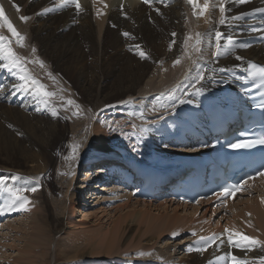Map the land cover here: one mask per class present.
Listing matches in <instances>:
<instances>
[{
    "label": "bare ground",
    "instance_id": "1",
    "mask_svg": "<svg viewBox=\"0 0 264 264\" xmlns=\"http://www.w3.org/2000/svg\"><path fill=\"white\" fill-rule=\"evenodd\" d=\"M2 1L6 10L5 15L14 27L25 30L22 32L20 29L22 34L19 31L25 37L26 46H24L35 48L36 52L29 53L30 47L27 51L25 47L19 48V45L15 47L20 50L13 49L18 55L22 53L28 61L39 58L44 64L49 65L48 68L42 69L38 67L37 63H34V67L28 63L26 67L31 76L35 79L39 78L38 81L46 86L47 91L54 92L55 86H63L65 80L62 79L61 73L65 71L73 77V81L80 89L79 95H83V99H80L78 94V99L73 96L80 104L69 105L66 111L70 120V129L76 135L72 137L75 140L69 142L68 146L63 145V136L60 132L64 126L52 114L54 107L51 100L54 101V99L37 94L30 83L20 81L19 75L23 73L19 69L9 72L5 68H0V74L5 75L4 84L0 89V171L5 175H8L10 171H16L20 180V178H24L25 170L19 168L27 163L32 174L31 186L36 185L35 193L43 197V202L40 197L39 200L28 199V210H25V214L19 217L22 222H18L17 225L15 224L16 226H11L12 223L9 225L10 238L17 237V241H14L17 244L12 245L16 254L10 258L11 262L16 264H51L55 261L56 256L54 238L57 234L67 240L61 242L59 247L64 245L65 248L71 249L67 260L84 259L86 255L97 256L96 258L106 255V257L104 256L105 262L102 261L99 264H123L126 263L122 259L124 255H118V252L128 248H123V244L127 243L128 237L131 235L137 234L139 237L149 238L148 241L145 240L147 242L154 241L153 244H144L135 250L139 252L143 247L153 248L158 240H161L159 236L167 234L175 237L174 233H177L184 241L186 240L185 246H179L180 249H183L182 257L171 258L167 261L163 256L162 248L164 246L162 248L156 246L153 250L138 253L137 258L140 261L137 260L139 262L143 259L148 260V257L152 255L157 257L155 264H209V261H212L213 264H232L231 256H236L239 259L255 261L256 264H259L260 258L264 257L262 246L259 245L256 248L253 246L236 247L235 244L239 238L235 236V233L242 234L241 230L236 229L239 228L242 221H245L257 233V237L263 239L264 242V204H262L264 180L250 190V195L241 194L232 205L227 207L226 216L223 213L221 216H224L222 219H227L230 216L231 222L228 224L226 222L223 225L221 218L216 219L215 223L209 219L212 215L206 219L208 210L203 209V206L200 209L199 205H183L171 200L158 203L139 201L127 193L122 194L125 197V200L121 198L123 202L119 201L120 204L113 205L115 202L113 200L121 196V193L115 191L102 193L97 200H94L92 188L86 176L88 172H84L80 179L77 174L84 159H86L84 164L88 165L96 158L103 155L108 156L111 153L119 158H125L131 163L143 162L151 166H160L163 163V158H168L175 152L161 144L162 141H165V135L175 130L173 121H182L185 125L203 121L198 105L201 93L217 98L224 97L226 91L229 90L234 98H238L240 94L232 87L229 75H233L234 71L243 67L246 60L256 59L264 62V45L240 47L235 43L239 36H243V33L237 30L238 23L243 22L242 14L244 11L250 10L251 7H255L256 3H240L235 0L229 2L230 5L226 12L222 14L219 10V0L218 2L209 0V9L206 15L196 18L193 16L192 10L183 5L180 0H176L173 6L158 3L145 5L139 3L138 0H124L121 7H119V0H106L108 9L104 13L99 12L103 9L99 11H96L97 7L92 9L88 0H83L80 3L83 11L78 12L75 9L60 13L53 10L44 12V9H51L49 4L52 0ZM203 2L204 0H200V4ZM17 6L19 10H17ZM35 8L43 10L35 15L33 13ZM29 11L34 14L33 17L30 16L32 21L21 20L20 17L26 16ZM222 15L227 17L226 23L223 25L219 23ZM185 17L192 23L194 22L193 30L197 29L206 35L212 45L211 49L205 48L204 59L200 61V69H197L203 74L202 80L199 79V76L184 77L185 72L192 65L187 58L189 53L187 49L185 50L187 55L179 57L181 50L191 43V34L189 33L190 36H188L185 32L189 26V22L184 21ZM235 17L241 18L234 19ZM28 24L30 31L27 30ZM111 24L115 26L111 28ZM217 31L226 33L220 43L223 46L227 45L230 49L219 57L214 55ZM123 33H129V35L125 36ZM96 34L98 37L95 36ZM30 38L32 39L31 43L29 42ZM229 38L232 41L231 45L228 44ZM34 43L35 45H33ZM137 45L140 47L137 48ZM107 48L110 52L106 51ZM141 50L149 51V56L141 58L139 55ZM237 57L243 59H237ZM178 58L180 62L174 63ZM0 63H6V61L0 60ZM72 69H74V74L70 73ZM189 72L191 73L190 70ZM35 73L38 77L33 75ZM146 76H148L146 89L138 93L159 92L166 88L169 89L168 86H173L176 89L175 99L177 94L183 98L172 102L168 100L167 96H165L166 98L162 96V100H158V104H162L160 109L154 108L155 105L151 102L152 105L149 106L153 111H157L153 115L150 114L151 121L144 119L148 122L138 121L137 123L131 120L130 126L125 124L124 132L126 134H120L122 140L118 139L119 136L117 139H112L111 134L118 132L107 121L101 123L99 120L102 116L95 119L90 130L86 128L88 117L87 121L80 117L81 111L87 116L83 105L90 109L89 116L99 107H106L102 112L115 111L118 103H123V100L133 97L137 85ZM155 80L159 82L157 85H155ZM21 83H24V89L17 90L14 85ZM182 86H184L183 89ZM195 88H200L202 91L196 92ZM181 90L182 92H180ZM166 92L168 91L166 90ZM53 97H56L58 102L64 103L69 99L63 93H57ZM181 100L184 102L181 103ZM99 113L102 115L101 112ZM116 118L117 116L114 120L117 124H121L123 120L127 119L125 116L118 120ZM118 126L119 129L123 128L119 124ZM145 129L147 130L145 131ZM115 143L117 146L114 145ZM75 144L79 145V151L71 156L69 152H72V146ZM87 144H90L89 150L91 151L85 152ZM66 147L70 148L69 152L60 158L57 166L52 167L56 151H63ZM43 183L48 188L50 198L44 193ZM59 188H62L59 193L61 192L63 199L54 197ZM107 194L110 196H105ZM79 197L82 199L80 200ZM77 198L81 203L77 202ZM105 199H108V205H112L110 210L105 209ZM4 201L5 197L0 196V207L4 206ZM169 206H173L172 215L166 216L165 213L160 212V208L167 209ZM155 209L159 211L158 215H154ZM17 211L0 212V218L4 219L14 213L18 214ZM22 211L24 212V210H20L21 213ZM72 211L75 212L72 213ZM69 213L70 215H68ZM220 213L221 211L218 213L213 211L214 216H218ZM104 217L107 222L101 223V219ZM54 218L56 224L52 225L51 219ZM110 218L111 221H109ZM92 219H94L93 223L98 222V224L93 225ZM25 220H27L26 223H24ZM213 225L215 227L212 228ZM188 229L202 230L201 234L207 236H200L193 230L189 235H186ZM226 229L228 232L225 231ZM213 234H216L217 239L209 242L205 247V241H202L200 237H210ZM229 234L234 237L232 244L228 242ZM6 239V235L3 236L2 240ZM194 240L195 244L189 246L188 243ZM240 243L247 244L246 241H240ZM133 244L128 246H133ZM2 247V243H0V249ZM189 248H192L193 251H189ZM198 248L204 250L196 251L195 249ZM141 253H145V255H141ZM47 255L53 257L47 258ZM220 256H225L226 259L216 260ZM85 264H89V261H86Z\"/></svg>",
    "mask_w": 264,
    "mask_h": 264
},
{
    "label": "rangeland",
    "instance_id": "2",
    "mask_svg": "<svg viewBox=\"0 0 264 264\" xmlns=\"http://www.w3.org/2000/svg\"><path fill=\"white\" fill-rule=\"evenodd\" d=\"M215 2H218V0H215ZM33 8H34V6H33ZM32 8V9H33ZM42 10L43 9H39V8H35V10H34V14L36 15V14H38V13H40V12H42ZM29 13V14H28ZM34 14H31L30 13V11L29 12H27L26 13V16L27 17H29V19L27 20V21H32V17L34 16ZM30 16H32L31 18H30ZM185 20V22H189V26H187V28L185 29V32L188 34V36H190V34H191V43L190 44H188L189 46H186L185 47V49H183V50H181V52H180V54H179V57H182V55H187L186 54V49H187V51L189 52L188 53V55H187V58L189 59V61L191 62V66H190V68L188 69V71L187 72H185V74H184V77H198V76H200L199 74H201V71H200V73H198L199 71L197 70L198 68L200 69V61H202L203 59H204V56H203V54H204V52H205V48H210L212 45L210 44V42H209V40H208V38H207V36L206 35H204L203 36V38H202V42L199 44V45H196V47H199L200 49H201V51H196V47H193V45H194V42H195V36H196V34L197 33H201L200 31H198L197 29L196 30H193L194 28H193V26H194V22L192 23V21L190 20V19H188L187 17H185L184 18ZM28 26H29V24H28ZM111 28H113V24H111ZM7 28L6 27H0V32H2V34L4 35V36H6V37H8L9 38V36H11L12 34L11 33H9V31L8 30H6ZM19 29V30H18ZM21 28L19 27V28H17V31L19 32L20 31V33H21V30H20ZM30 29V26H29V28L27 27V30L28 31H30L29 30ZM2 30V31H1ZM96 30H97V27H96ZM23 31H25V30H22V32ZM5 32V33H4ZM6 32H7V34H6ZM190 33V34H189ZM6 34V35H5ZM22 34V33H21ZM96 37H98L97 36V34L95 35ZM183 39H185L184 37H183ZM11 41H12V44H11V46H12V48H17V50H20L19 48H22V47H20L19 46V48L18 47H15V46H18V44L15 42V38L13 37V36H11V39H10ZM31 38L29 39V42L31 43ZM24 43V42H23ZM24 45L26 46V43H24ZM31 45V44H30ZM33 45H35V43L33 44ZM25 46H23V48L25 47ZM28 48H26L25 50H27L28 51V49H29V47L30 46H27ZM188 47V48H187ZM31 49H33V48H31L30 47V50ZM211 49V48H210ZM28 51L29 53H31L32 52V50L31 51ZM191 50V51H190ZM26 51V52H27ZM107 52H110L109 51V48H107V50H106ZM19 52V51H18ZM145 53H146V55L147 56H149V51L147 52V51H145ZM20 56H23L24 57V55L22 54V53H20L19 54ZM179 59V58H178ZM193 59V60H192ZM199 62V63H198ZM195 63V64H194ZM26 65L28 66V63H26ZM31 65H33V67H34V63H31ZM38 65V67H41L39 64H37ZM196 65V66H195ZM194 66V67H193ZM49 67V65H46V64H44V67L42 68V69H44V68H48ZM29 68V67H28ZM189 70L191 71V73L189 72ZM193 72V73H192ZM70 73H73L74 74V69H72L71 71H70ZM149 73L151 74V72L149 71ZM160 73V72H159ZM34 76H36V77H38V75L35 73V74H33ZM47 77H48V75H47ZM61 77H62V79L63 80H65V82L63 83V86L62 85H59V86H55V89H54V93H63L66 97H67V99H68V101L69 100H71V101H73L74 103L73 104H77V105H79L80 103L79 102H77L76 100H75V98L74 97H76L77 99H78V97H80V99H83V95H79V91H80V89L77 87V85H76V83H75V81H73V77L70 75V74H67L65 71H63L62 73H61ZM39 78H36V80H38ZM147 80H148V76H146L145 77V79H143L142 81H141V83L139 84V85H137V87H136V91L134 92V95H133V99L132 98H129V99H126V100H123V103H120V104H117L118 106H116L117 107V111L115 112V111H111V112H109L110 110H108L107 112H102L103 110H105L106 109V107H99V108H96L92 113H91V115L89 116V114H88V111L90 110V109H88V107H86V106H82L83 107V109H85V112H86V114H87V116H85V114L83 113V111H81L80 112V117H81V119H83V120H86V118L88 117V120L89 121H87V125H86V128L88 129L89 128V130H90V128H92V126H93V124H94V121H95V119L96 118H99L100 116H102L101 118H100V122L102 123V122H104V121H107L108 122V124H110V125H112V127L114 128L115 127V130L118 132V133H113V134H111L112 135V139L114 140V139H117V137H118V139L119 140H122L121 139V137H120V134H122V133H125L124 132V128L126 127V125L125 124H127V126H130V124H131V120H134V122H137L138 123V121L139 122H148V121H151L150 119H151V115H153V114H155V113H157V111L156 110H154L153 111V109H151V107L149 106V105H152V103L151 102H153V105H155V107H158L159 109L162 107L161 105V103H160V105L158 104V100H162V96H161V93H165V94H167L170 90H172L173 89V86H168V88L169 89H167L166 88V90L168 91V92H166V90H163V91H154V92H152V93H138V92H140V91H142L143 89H146V82H147ZM156 81V80H155ZM181 82H183L182 80H180ZM157 83H159L158 82V80L156 81V84L155 85H157ZM179 84H180V82H179ZM186 85V84H185ZM183 87L184 86H182V89H183ZM175 88V87H174ZM180 92H182V90L180 91ZM79 96H78V95ZM152 94V95H151ZM179 94H177V97H176V99H180V98H183V96H178ZM74 96V97H73ZM78 96V97H77ZM138 96V97H137ZM165 96H167V95H164V97ZM148 97H149V99H148ZM53 99H54V101L53 100H51V103H52V105H53V107H54V109L56 110V112H57V115H55V118L60 122V124H62L63 126H64V128H62L61 129V134H62V143H64L63 145H67L68 146V144H69V142H72V141H74L75 140V138H72V137H75V135L76 134H74L72 131H71V125H70V120H69V118L67 117L68 115L66 114V111H67V109L69 108V105H72V104H68L67 102H62V101H60V102H58V99H56V97H52ZM135 98H137V99H135ZM166 98V97H165ZM150 99H152V100H150ZM176 99H174V100H171L172 102L173 101H175ZM56 100V101H55ZM128 100H129V102H128ZM150 100V101H149ZM82 102L85 104V105H87V103L84 101V100H82ZM126 102H128V103H126ZM131 103V104H130ZM133 103V104H132ZM155 103V104H154ZM148 104V105H147ZM134 105V106H133ZM159 105V106H158ZM74 106V105H73ZM132 106V107H131ZM161 106V107H160ZM121 109H120V108ZM120 110H119V109ZM162 110V109H161ZM99 112H101V114L102 115H99L100 113ZM155 112V113H154ZM121 113H123V114H121ZM130 113L132 114V115H130ZM117 114V115H116ZM144 114V115H143ZM148 114V115H147ZM151 114V115H150ZM107 116V117H106ZM115 116H117V118H116V120H118V119H121V117H123V116H125V117H127V119H125V120H123V122H121V124L120 123H118L120 126H123V128L121 129H119V126H118V124L117 123H115V120H114V118H115ZM147 117V118H146ZM148 117H150V118H148ZM108 118V119H107ZM144 119H147V120H144ZM144 120V121H143ZM113 121V122H112ZM93 123V124H92ZM104 124V123H103ZM92 125V126H91ZM88 130V131H89ZM126 134V133H125ZM80 139V138H79ZM114 143V142H113ZM115 146H117V143H115L114 144ZM161 148H163V147H161ZM70 148L69 147H66L63 151L62 150H57L56 151V156H55V159H54V162H53V165H52V167L53 166H57V164H58V162H59V160H60V158L61 157H63L64 155H66L67 153L66 152H69L68 150H69ZM90 149V144H87L86 145V148H85V152H88V151H91V150H89ZM164 149V148H163ZM77 151H79V149L77 150ZM53 153H55V152H53ZM71 153V154H70ZM69 154L71 155V156H73V153L70 151L69 152ZM56 160V161H55ZM84 160H86V159H84ZM84 160H83V162L81 163V165L80 166H82V164H84L85 162H84ZM19 168V167H18ZM19 169H24L25 170V174H24V178L22 179V178H20V180L19 179H17V180H9V183H12V184H14V185H17V186H21V187H25L26 186V188H30V187H36V185H32L31 186V181H33L32 180V178H31V172H30V170L31 169H29V165L27 164V163H25V164H23L22 165V167H20ZM54 169V168H53ZM0 176H4V177H12V176H16V177H18L19 178V174H18V172H16V171H10V173L7 175H5V174H2V171H0ZM75 177H76V175H75ZM23 181H22V180ZM23 183V184H22ZM19 184H21V185H19ZM23 185V186H22ZM43 185V190H44V193L47 195V197H49L50 196V193H49V191H48V188L46 187V185H45V183H43L42 184ZM39 186H41L40 184H39ZM62 190V188H59L58 190H57V193H55V195H54V197L56 196V197H59V198H62L63 197V195L61 196V192L59 193V191H61ZM36 192V191H35ZM35 192H31V191H28V192H26L25 193V195L28 197V199H31V200H35V199H38L39 200V197H40V200H42V202H43V197H41V195H39V194H37V193H35ZM33 193H34V195H33ZM59 195V196H58ZM121 196H119V197H117V198H115L113 201H115V202H113V205L114 204H120V202L119 201H121V202H123L122 200H121V198H124V200H125V197H123V195L122 194H120ZM105 196H110V195H105ZM45 197V196H44ZM50 198V197H49ZM64 198V197H63ZM62 198V199H63ZM82 199V198H81ZM117 199H118V201H117ZM106 201H104V203H105V209L106 210H110V207L112 206H110V205H108V199H105ZM77 201H79V199L77 198ZM67 202H68V200H67ZM76 204H77V202H76ZM39 205V204H38ZM78 205H80V204H78ZM81 206V205H80ZM152 209H154V208H152ZM161 210H160V212H163V213H165L166 214V216H169V215H172L173 214V206H169L167 209L166 208H160ZM18 212V214H13V215H10L9 217H6V218H0V243H2V248L0 249V264H9V263H14V264H16L15 262H11V260H10V258L12 257V255L14 256L15 254H16V251H14L13 249V246L12 245H16L17 244V242H14V241H17V237H15V238H10V234H11V231H9V225H10V223H12V225L11 226H16L17 225V223L18 222H22L21 220H19V217L21 216V215H23V214H25V210H24V212L22 211V213L20 212V210H18L17 211ZM73 212H75V211H72V213ZM181 212V211H180ZM154 215L156 214V215H158L159 214V211L157 210V209H155L154 210ZM201 213V212H200ZM220 214H222V213H220ZM231 215H232V213H230ZM229 214V215H230ZM68 215H70V213L68 214ZM208 217H210V215H208V213L206 214V217L205 218H207L208 219ZM81 218V217H80ZM186 218H187V216H186ZM222 218V217H221ZM210 220H212V221H214L213 223H215V221H216V219H219V217L218 216H211V218H209ZM26 221L27 220H25L24 221V223H26ZM51 221H52V225H54V224H56V220H55V218L54 219H51ZM109 221H111V218H110V220ZM221 221L222 222H224V224L227 222V224L228 223H230L231 222V218H230V216L227 218V219H221ZM92 224L93 225H97L98 224V222H95V223H93L94 222V219H92ZM107 222V219H106V217H104V218H102L101 219V223H106ZM7 223V224H6ZM16 224V225H15ZM191 224V223H190ZM223 224V225H224ZM19 225V224H18ZM50 226H51V224H50ZM246 226H249V227H247L246 228ZM100 228V227H99ZM135 229V228H134ZM192 230L193 229H188V230H186V235H189L191 232H192ZM197 230V229H196ZM196 230H193V231H195V232H197V234H199L200 236H205V235H202L201 234V232H203L202 230H198V231H196ZM236 230H241V233H242V235H243V232H244V236H248V237H252V238H254L253 237V235L257 238V233L252 229V227L248 224V223H246L245 221H242V223L239 225V228L238 229H236ZM51 234V233H50ZM196 234V235H197ZM260 234L261 235H263L262 234V232H260ZM6 235V240H2V238H3V236H5ZM198 235V236H199ZM178 235H176L175 237H173L172 235H170V236H168L167 234H164V235H161V236H159V237H161L160 239V241L158 240V242L156 243V245H154L153 246V248L155 249V247L157 246V247H160V248H162L163 246V256L165 257V259L167 260V261H169V260H171V258H176V257H182L183 256V249H180L179 248V246H183L184 244H185V241H184V239H182V237H177ZM207 236V235H206ZM10 239H9V238ZM211 237V236H210ZM142 238V239H141ZM55 241H56V247H55V251H54V253H55V261H53V262H51V264H85L86 263V261H89V264H99V262H102V261H104V260H106L105 258H104V256L106 257V255H101L100 257L98 256V258H96V257H94V256H92L93 257V259H92V257L91 256H89V255H86L85 257L86 258H84V259H72V260H67V256H69V251H71V249H69L68 247H66L65 248V246L64 245H62V247H59V244L61 243V242H63V241H67L65 238H63V236H60V235H55ZM68 239H70V237H68ZM144 239V240H143ZM145 240H149V238L147 239H145V237L144 236H142V237H139V235H137V234H133V235H131L130 237H128V240H127V243H125V244H123V248H126V247H128L126 250H123V249H121L120 250V252H118L119 254L118 255H124V257H122V259L124 260V262H126V263H129V264H139V263H144V264H149V263H151V264H155L156 263V260H157V257L155 258L154 256H149L148 257V260L147 259H143L141 262H139L140 261V259L139 258H137V255H138V253H140V252H142V251H147V250H153V248H151L150 246H147V247H143L139 252H136L135 250L136 249H139L142 245H144V244H153L154 243V241H149V242H147V241H145ZM166 240H168L167 242H166ZM257 240H259V239H257ZM129 241V242H128ZM172 241H174V242H172ZM259 241H261V240H259ZM195 240L194 241H192V242H190L189 243V246H193L195 243ZM262 242V241H261ZM128 243H130V244H128ZM131 243H134L133 244V246H128V245H131ZM126 244H128L127 246H126ZM186 245V244H185ZM184 245V246H185ZM172 246V247H171ZM194 248V247H193ZM264 248V244L262 245V249ZM67 249H69V250H67ZM264 250V249H263ZM122 251H123V253H122ZM48 257H50V258H52L53 256L51 255V256H48L47 255V258ZM97 259V261H96V259ZM99 258H100V260H99ZM137 259H139V261L137 260ZM173 260V259H172ZM105 262V261H104ZM126 263H123V264H126ZM141 263V264H142ZM18 264V263H17ZM36 264V263H35Z\"/></svg>",
    "mask_w": 264,
    "mask_h": 264
},
{
    "label": "snow or ice",
    "instance_id": "3",
    "mask_svg": "<svg viewBox=\"0 0 264 264\" xmlns=\"http://www.w3.org/2000/svg\"><path fill=\"white\" fill-rule=\"evenodd\" d=\"M103 3V0H101ZM151 0H145V3H150ZM225 2L226 0H219V10L222 14L226 12L225 8ZM240 3H246L248 0H239ZM185 3L191 6L192 8V14L194 17L199 18L200 16L206 15L209 9V0H204L203 4L199 3V0H185ZM70 5H74L77 11H83L81 5L79 4V0H59V6L60 7H67ZM106 6V5H105ZM215 6V5H213ZM199 9V10H198ZM17 10H19L17 6ZM52 9H44V12L51 11ZM159 12V9H157ZM256 11H261L264 12V9H257ZM99 14V13H98ZM244 15V14H242ZM241 17H235L234 19H240ZM21 20L27 21L29 17L27 16H22L20 17ZM227 20V17L225 15H222L219 23L221 25L225 24ZM0 27H6L7 30L12 34V36L15 38V42L20 46H24V39L25 37L21 35L17 29L14 27L13 23L10 21V19L4 14V10L2 7H0ZM123 35L128 36L129 33H123ZM173 36H175V33H173ZM204 34L203 33H197L195 36V42L193 47H196V45H199L202 42ZM223 37V33L217 31L215 33V39H216V52L215 56L219 57L221 55L226 54L230 49L228 48L227 45L222 46L220 41ZM187 44V40L185 41ZM232 41L229 38L228 44L231 45ZM12 41L4 36L3 34H0V60L6 61V63H0V68H5L9 72H12L13 69H19L21 75H19V80L22 82H28L30 83L31 86H33L37 92V94L42 95L45 98H50L56 95L54 92H50L46 90V86L43 83H40L38 80H36L34 77L31 76L29 73V70L26 67V63H37L39 64L42 68L44 67V62L40 60L39 58H36L35 60L28 61L26 57L20 56L16 53V51L12 48L11 46ZM240 47H245V45H239ZM137 48L140 46L137 45ZM196 51H201L199 47H196ZM32 52L35 53L36 49L33 48ZM139 55L141 58L146 57V53L144 51H140ZM237 59H243L242 57H237ZM179 59H177L174 63H179ZM49 76H51V73H49ZM249 76L252 78H259L261 80V83L264 84V66H257L253 63H249ZM203 74L201 73L199 76V79L202 80ZM14 87L17 90L24 89L25 85L24 83L14 85ZM175 91L176 89L173 88L170 90L167 94L161 93V96L167 95V98L169 101L175 99ZM196 92L202 91L200 88H195ZM181 103L184 101L181 100ZM191 103V101H188ZM68 104H73L74 102L69 100L67 102ZM79 107V106H77ZM155 108V106H153ZM53 115H57V112L55 109L53 110ZM130 115H132L130 113ZM135 128V125H133ZM147 129H145L146 131ZM254 144H262L264 145V136H261L257 138L256 140H243L237 143H233L230 146L234 149H240V148H249L253 146ZM79 148L78 144H75L72 146V153L73 155L76 154L77 150ZM71 158V157H68ZM18 177L12 176V177H4L0 176V196L5 197L4 201V206L0 207V212H3L5 210H28L27 205L29 203L28 197L25 195L26 192L31 191L35 192L37 191V187H21L14 185L12 183H9V180H17ZM246 183V182H245ZM243 184H237V185H231L229 187H225L222 189L221 192L216 193L218 197H227L230 195H234L237 191H240L241 188L243 187ZM228 232V230H225ZM174 235H177V233H174ZM235 236L238 237L239 239L236 241L235 246L236 247H252V246H257V245H262L264 242H261L255 238L244 236L240 233H235ZM202 241H205V247H207L209 242H213L217 239L216 234H213L211 237H200ZM234 240V237L232 234L228 235V242L229 244H232ZM240 241H246V245H242ZM189 251H193L192 248L188 249ZM196 251H203L204 249H195ZM141 255H145V253H141ZM226 259L225 256H220L217 257L216 260H224ZM232 264H256L255 261L249 262L247 260H242L237 258L236 256H231ZM209 264H213L212 261H209ZM259 264H264V257H261L259 260Z\"/></svg>",
    "mask_w": 264,
    "mask_h": 264
}]
</instances>
